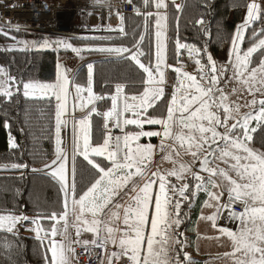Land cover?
I'll use <instances>...</instances> for the list:
<instances>
[{
    "label": "snow or ice",
    "instance_id": "snow-or-ice-1",
    "mask_svg": "<svg viewBox=\"0 0 264 264\" xmlns=\"http://www.w3.org/2000/svg\"><path fill=\"white\" fill-rule=\"evenodd\" d=\"M96 3L107 4L108 0H96ZM127 3L133 5L137 16H143L144 22V31L131 48L123 44L72 42L77 39L106 41L110 36L44 37L31 41L11 36L14 43L6 51L21 45L18 50L51 49L59 53L63 49L70 50L80 60L85 53H102L134 62L142 76L138 81L116 83L115 92L106 97L93 91L91 62L86 65V84L77 83L83 66L67 68L59 56L55 79L48 82L17 79L0 66V96L6 100L18 95L22 85L25 98L38 96L48 98L49 102L52 98L56 101L52 159L32 171L50 177L61 194L50 211L38 209L33 217L23 212L0 213V230L15 236L17 225L29 222L33 227L26 231L35 234L44 264H79L77 247L88 251L90 246L101 249V264H192L191 255L184 250L187 238L180 231L189 215L182 205L190 210L198 194L203 193L206 199L202 207L213 211L207 216L201 214L199 219L211 222L220 235L231 241V251L222 255L230 258L232 264H264V150L254 147L253 135L257 128L264 131V0H249L246 4L243 23L231 34L228 58L219 65L206 47L201 49L181 42L177 16V35L171 50L175 66L167 62L168 9L174 6L180 11L184 6L176 0L170 4L167 0H142L144 11H141L133 0ZM150 8L155 11H149ZM116 15L119 24L115 28L108 25L103 30L118 29L121 35L127 36L124 14L117 11ZM153 18L154 63L151 49L145 52L142 48ZM253 22H259L261 27H250ZM197 23L202 24L203 20ZM22 30L20 25L10 22L0 25V35L5 37L11 31ZM99 30L101 26L92 29ZM246 30L251 35H246ZM244 44L248 46L245 48ZM181 50H186L187 60L194 62L195 75L187 70L192 64L183 61ZM202 52L206 55L203 63ZM168 68L175 72V82L171 85L166 78ZM229 81L244 86L252 99L244 105L231 101L221 86ZM168 87L172 89L170 94ZM126 89L134 91L129 94ZM236 91L232 88V93ZM70 98L75 101L72 115H69ZM107 99L111 106L99 111L96 102H107ZM162 105L164 110L154 114ZM241 107L248 111L241 112ZM76 109L84 113L80 118L74 115ZM93 113L104 119L101 140L94 136ZM109 122L111 128L120 130V135L112 134ZM69 125L71 153L65 140ZM133 125L138 130H128ZM145 125H159L161 130L145 131ZM141 137H159V144L141 143ZM8 144L11 149L18 147L11 136ZM158 154L172 167L157 166L153 170ZM185 156L191 159L185 161ZM80 157L92 173L84 186L78 179ZM0 168L21 170L23 178L22 170L28 164L12 163ZM173 178L182 183L173 182ZM225 217L236 225L235 229L217 223ZM85 233H91L92 238H84ZM13 246L7 239L0 243L5 260L11 261L8 253Z\"/></svg>",
    "mask_w": 264,
    "mask_h": 264
},
{
    "label": "trees",
    "instance_id": "trees-1",
    "mask_svg": "<svg viewBox=\"0 0 264 264\" xmlns=\"http://www.w3.org/2000/svg\"><path fill=\"white\" fill-rule=\"evenodd\" d=\"M137 7H142V0H133ZM184 6L182 10L177 11L174 6L168 9V30L166 35L169 38L168 46V62L175 64L172 49H174V41L178 34L182 43L194 44L198 48H207V52L213 55L217 43L222 35L224 26L228 20L230 13L238 8H244L247 0H182ZM155 11L154 8L148 9ZM203 20L202 24L197 21ZM125 31L127 36L120 35L111 37L106 41H81L74 40V44L80 45L84 43H105L113 46L123 44L131 48L135 39L139 38V34L144 31L143 16H137L135 13L125 16ZM259 22H253L250 27L258 29ZM7 31V30H6ZM154 18L150 21L148 33L145 36L142 48L145 52L151 49L154 61L155 52V35H154ZM207 33V35H205ZM246 35H251L246 30ZM11 36L26 40L32 38L25 34L11 31L9 37L0 35V66L9 70L11 75L17 79L27 81L29 79L48 82L55 79L57 52L51 49H28L18 50L23 47L18 46L17 49L11 51L4 50L9 44L14 43ZM37 40V39H34ZM244 44L243 47H247ZM182 59L187 60V51L181 50ZM203 56L202 63L206 61V55ZM86 57V58H85ZM88 57V58H87ZM87 62L81 63L80 78L77 83L86 84L87 63L94 65V83L93 91L97 95L104 94L106 97L115 92L116 83H125L126 80H140L142 71L134 64L117 59L116 57H107L106 54L92 53L84 54ZM142 62L147 60L142 58ZM80 65V66H81ZM167 75L175 78L173 68L168 69ZM21 91L18 95H14L10 101L0 96V165H11L12 163H27L28 168L24 169L23 178L21 175L11 174V172L0 174V213L13 211L14 214L34 216L36 211H50L56 205L60 198L58 193V185L46 176L43 172H33L31 169L46 163L54 151V98L49 102L48 98L39 99L25 98ZM15 91V87L13 89ZM142 90V89H141ZM132 94L133 89H126ZM110 105V99L107 102L99 101L98 110ZM164 105L158 108L156 113L164 110ZM151 111V110H150ZM7 122L8 127H5ZM253 126L256 127L255 121ZM94 136L97 140H101L102 118L93 116ZM255 143L254 147L264 150V131L257 128V132L253 134ZM9 136L15 138L18 144L16 149L9 148ZM45 153L47 157L45 158ZM77 169L80 176L81 186H84L92 178V173L82 157L77 160ZM17 189L19 194H17ZM206 196L203 193L198 194V198L193 201L192 208L189 210L182 205L184 211L189 215L184 219V223L180 231L188 230L190 232L191 243L195 238L194 226L200 215L203 201ZM46 223V222H45ZM23 229H18V234L13 236L0 230V243L5 239L13 243V248L8 253L11 261L4 259L3 249L0 248V264H44L41 255L42 251L34 235L24 234ZM195 264H202L201 260H196Z\"/></svg>",
    "mask_w": 264,
    "mask_h": 264
},
{
    "label": "built area",
    "instance_id": "built-area-1",
    "mask_svg": "<svg viewBox=\"0 0 264 264\" xmlns=\"http://www.w3.org/2000/svg\"><path fill=\"white\" fill-rule=\"evenodd\" d=\"M167 2L170 4L171 0ZM181 2L182 0H176L178 4ZM117 11L124 16L135 13L133 5L128 4L127 0H108L107 4H97L96 0H0V25L9 22L12 25H20L23 30L19 33L35 39L73 36L111 37L119 32H108L103 29L108 25L115 28L119 24ZM96 26H101V30L92 31ZM109 127L111 128V122ZM111 132L114 136L121 134L117 128H111ZM15 175H21V170H17ZM218 222L219 225L232 229L235 225L226 217ZM100 253L101 249L94 246H90L88 251L83 247H77L79 264H101Z\"/></svg>",
    "mask_w": 264,
    "mask_h": 264
},
{
    "label": "rangeland",
    "instance_id": "rangeland-1",
    "mask_svg": "<svg viewBox=\"0 0 264 264\" xmlns=\"http://www.w3.org/2000/svg\"><path fill=\"white\" fill-rule=\"evenodd\" d=\"M260 25L261 24H259L258 29L260 28ZM120 35H121L120 33L115 34V36H120ZM115 36H113V37H115ZM95 37H99V36H95ZM54 39H56V38H54ZM26 40H28V41L34 40V37L27 38ZM66 53H71V51L70 50L65 51V50L61 49L60 52L57 54L63 55ZM227 53H228V51L227 52L223 51V53H222V50H219L218 55L214 56L215 60H217V62H218V65L224 63L227 60V58H228ZM72 54H74V53H72ZM167 82L169 85L174 83V82H171L170 79ZM221 86L224 87V91L229 94L231 101H235L241 105H244L247 103V101L252 99V97L250 95H248L247 90L244 88V86L236 84L235 81H229L227 85H224L222 83ZM234 87L237 89V91L235 93H232V88H234ZM70 88H71V85H70ZM167 89L170 92L172 90L171 87H168ZM72 91H74V88L72 89ZM259 98H260L259 94H257V99H259ZM73 101L74 100H70V103H72ZM98 102L99 101H97V104H98ZM70 103H69V107H71ZM74 103H75V101H74ZM246 111H248L247 108L241 107V112H246ZM62 135H64L63 132H62ZM70 137H71V125H69V128H68V135L65 136L66 146L68 148L69 153H71ZM156 138L160 139L159 137H156ZM54 146H55V137H54ZM159 156L160 155L158 154L154 158L153 164L156 165V167L158 166L157 162L159 160ZM183 159L190 160L188 157H185ZM50 160H51V158L48 161H50ZM217 163H220V162H217ZM164 166H168L169 168H171L172 164L167 163V161H166V162H164ZM220 166L224 167V165L222 163H220ZM40 167H41V165L38 166V168H40ZM16 171L17 170L12 169L11 171H8V172H11V174H15ZM22 171L24 172V170H22ZM8 172H5V173H8ZM173 182L182 183V182L175 181L174 178H173ZM212 211H213V209L202 207L201 213L199 216H201V214L207 216ZM217 223L219 224V222H217ZM195 226H194L195 238H194L192 243H191L190 232L188 230H183L184 234L187 233V236H185L187 238V241H186V246H185L184 250L187 251L191 255L192 264H195L194 262L196 260H201L202 264H232V260L230 258L222 255L223 253L231 251V243H230L231 241L227 237L220 235L218 232V229H214L211 226V222H207V221L198 219ZM215 237H219V238L217 239Z\"/></svg>",
    "mask_w": 264,
    "mask_h": 264
},
{
    "label": "crops",
    "instance_id": "crops-1",
    "mask_svg": "<svg viewBox=\"0 0 264 264\" xmlns=\"http://www.w3.org/2000/svg\"><path fill=\"white\" fill-rule=\"evenodd\" d=\"M248 2H249V0H247V3ZM245 15H246V6L244 8H238L236 10H233L230 13V15L228 17V20L226 22V25L224 26L222 35H221V37H220V39H219V41L217 43V46H216V48H215V50L213 52V55L212 56H213L214 59H215L214 56L218 55V51L219 50H222V53H223V51H226V52L228 51V48L230 46L231 34L235 31L237 25H240V24L243 23V20H244ZM260 27H261V25H260ZM117 32H119V31L117 30ZM227 55H228V53H227ZM58 56L61 58V62L67 68H70V69H76L78 66L81 65V63L88 61V59L80 60L78 57H75V54H72V53H66V54H63V55L57 54V57ZM184 61L187 62V63H191L192 64V67H188L187 70L190 73H192V74L195 75L196 74V71H195L194 62H190L188 60H184ZM169 64H171V63H169ZM172 65L175 66V64H172ZM168 69H170V68H168ZM168 69H166V71H168ZM166 78H167V81H169V79H170L171 82H175V78L167 75V72H166ZM167 91H168V89H167ZM168 92H169V94L171 93L170 91H168ZM72 93H73V96H74V91H72ZM83 95L86 97L87 96V93L85 92V93H83ZM70 100H73V99L70 98ZM55 103H56V101H55ZM73 103H74V101L72 103H70V106L71 107H69V115H72L73 114V112H72V104ZM110 106H111V101H110V105L109 106L103 107V108L99 109V111L103 112V111L107 110ZM88 107L90 108L91 105H89ZM83 114L84 113L80 109H76L75 112H74V115L77 118H80ZM126 115L127 116H131V113H127ZM93 116H97V115H95V113H93V115H92V124H93ZM100 117L102 118V126H103L104 119H103L102 116H100ZM128 130L131 131V130H138V129H136V127L133 125V126H128ZM144 130L145 131H160L161 130V127L159 125H155V126L145 125L144 126ZM159 140L160 139H158L156 137H152V138H149V137H141V141L140 142L141 143H149V142H151L154 145H158L159 144ZM185 157H187V156H185ZM185 157H183V158H185ZM188 158L191 159L190 157H188ZM51 159H52V157H51ZM184 160L186 161L187 159H184ZM187 161H189V160H187ZM47 162H49V161H47ZM164 162H166V161H162L161 160V157L159 156V160L157 162V165L160 166L161 168H169L168 166H164ZM167 163H170V162L167 161ZM152 167H153V170H155L156 165L153 164ZM35 168H38V166L35 167ZM11 170L12 169H10V168L9 169L0 168V174H4L5 172L11 171ZM200 213H201V211H200ZM27 216L32 217L30 215H27ZM199 217H198V219H199ZM198 219H197V221H198ZM197 221H196V223H197ZM45 226H47L46 223H45ZM31 227H33V226L29 222H24L23 225H19V224L17 225V229H23V230H25L24 231V234L34 235L35 236V234L33 232L26 231V229L31 228ZM235 227H236V225H234L233 229H235ZM181 231H183V229ZM73 233H74V230H73ZM185 236H187V233H185ZM84 238L91 239L92 238V234L91 233H85L84 234Z\"/></svg>",
    "mask_w": 264,
    "mask_h": 264
}]
</instances>
